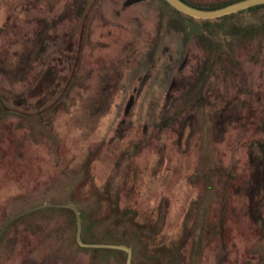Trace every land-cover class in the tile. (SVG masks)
Wrapping results in <instances>:
<instances>
[{
    "label": "rangeland",
    "instance_id": "1",
    "mask_svg": "<svg viewBox=\"0 0 264 264\" xmlns=\"http://www.w3.org/2000/svg\"><path fill=\"white\" fill-rule=\"evenodd\" d=\"M219 19L0 0V264H264V8Z\"/></svg>",
    "mask_w": 264,
    "mask_h": 264
},
{
    "label": "water",
    "instance_id": "2",
    "mask_svg": "<svg viewBox=\"0 0 264 264\" xmlns=\"http://www.w3.org/2000/svg\"><path fill=\"white\" fill-rule=\"evenodd\" d=\"M165 1H167V3L172 7H174V9H176L177 11L189 17L195 19H201V20H212V19L222 18L224 16L232 15L241 11L244 12V10L264 4V0H240L238 2L224 6L222 8H218L214 10H205V9L195 8L185 3L183 0H165ZM80 243L82 246H90L84 244L83 242H81V240ZM105 247L126 251L128 253V264H130L131 252L129 248L123 246H117V245L116 246L109 245Z\"/></svg>",
    "mask_w": 264,
    "mask_h": 264
},
{
    "label": "trees",
    "instance_id": "3",
    "mask_svg": "<svg viewBox=\"0 0 264 264\" xmlns=\"http://www.w3.org/2000/svg\"><path fill=\"white\" fill-rule=\"evenodd\" d=\"M185 3H187V4H189V5H191V6H193V7H195V8H199V9H205V10H214V9H218V8H222V7H224V6H227V5H229V4H232V2H229V3H225V4H223V5H221V6H214V7H203V6H198V5H194V4H192V3H190V2H188V1H186V0H183ZM238 2V1H237ZM235 3V2H234ZM264 8V4L263 5H260V6H256V7H252V8H250V9H247L246 11H244V12H253V11H257V10H260V9H263ZM244 12L243 11H241V12H238V13H236V14H233V15H228V16H224V17H222V18H220L219 20H221V19H226V17L227 18H229V17H231V16H237V15H240V14H244ZM108 251H110V252H117V253H123L122 251H119V250H108Z\"/></svg>",
    "mask_w": 264,
    "mask_h": 264
}]
</instances>
